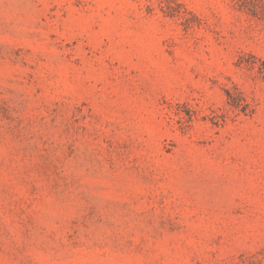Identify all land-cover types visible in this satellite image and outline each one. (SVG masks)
Listing matches in <instances>:
<instances>
[{"label": "rangeland", "instance_id": "rangeland-1", "mask_svg": "<svg viewBox=\"0 0 264 264\" xmlns=\"http://www.w3.org/2000/svg\"><path fill=\"white\" fill-rule=\"evenodd\" d=\"M0 264H264V0H0Z\"/></svg>", "mask_w": 264, "mask_h": 264}]
</instances>
